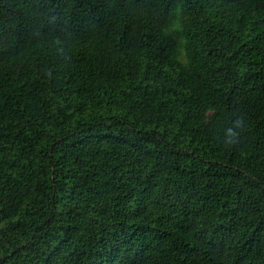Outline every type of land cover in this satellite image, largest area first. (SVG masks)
Returning <instances> with one entry per match:
<instances>
[{
    "label": "trees",
    "instance_id": "16d2710c",
    "mask_svg": "<svg viewBox=\"0 0 264 264\" xmlns=\"http://www.w3.org/2000/svg\"><path fill=\"white\" fill-rule=\"evenodd\" d=\"M0 264H264V0H0Z\"/></svg>",
    "mask_w": 264,
    "mask_h": 264
},
{
    "label": "clouds",
    "instance_id": "9594fccd",
    "mask_svg": "<svg viewBox=\"0 0 264 264\" xmlns=\"http://www.w3.org/2000/svg\"><path fill=\"white\" fill-rule=\"evenodd\" d=\"M55 42H56V43H59L60 41H59V39L57 38Z\"/></svg>",
    "mask_w": 264,
    "mask_h": 264
}]
</instances>
